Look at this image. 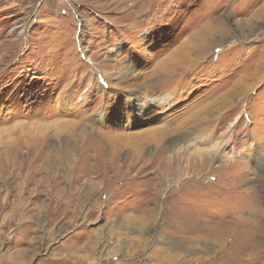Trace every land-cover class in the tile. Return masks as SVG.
Segmentation results:
<instances>
[{"label": "rangeland", "instance_id": "374dc122", "mask_svg": "<svg viewBox=\"0 0 264 264\" xmlns=\"http://www.w3.org/2000/svg\"><path fill=\"white\" fill-rule=\"evenodd\" d=\"M262 164L264 0H0V264H264Z\"/></svg>", "mask_w": 264, "mask_h": 264}, {"label": "bare ground", "instance_id": "6f19581e", "mask_svg": "<svg viewBox=\"0 0 264 264\" xmlns=\"http://www.w3.org/2000/svg\"><path fill=\"white\" fill-rule=\"evenodd\" d=\"M208 50V48H207V45H206V47H202V48H200V50L197 52V53H195L196 54V56H197V58L198 59H202L205 55H206V51ZM187 59V58H186ZM185 60V59H184ZM183 60V61H184ZM182 61V62H183ZM190 63H192V61L191 62H188L186 65H188V64H190ZM195 64V63H194ZM183 65V64H182ZM189 66V65H188ZM189 67H191V66H189ZM185 69H186V67H185ZM183 71V70H182ZM180 77V76H179ZM137 97H133V96H131V97H129V100L130 101H132V107H134V111L135 112H137V113H141V111H142V109H143V107H144V103L140 100V99H136ZM168 99H170V97H167V96H164V97H162V98H151L150 99V102H149V104L150 105H156V106H162V105H164L165 103H167L168 101ZM134 102V103H133ZM166 105V104H165ZM195 114H197V113H194V115L193 116H195ZM197 116H199L200 117V115H197ZM191 119H192V122L193 123H191L190 121H191ZM191 119H189V120H187V117H186V120L185 121H183V123H181V125H179V126H177L175 129H173V130H171L170 132H168V139H167V146L165 147V149L167 150V152H170L169 154H170V156L167 158L168 160L170 159H175V158H177V156L179 155V154H185V152L187 151V150H189L190 148H191V146H193L194 147V152H199L198 150H199V148H198V143L200 142V143H203V144H207L206 142V137L204 136V135H202V133H201V130H199L200 131V133L199 132H197L198 130L197 129H193L192 130V126H194L195 128H198V126L200 125L197 121V119H194V117H192ZM186 122H187V124H186ZM189 125H191V126H189ZM174 128V127H173ZM201 129V128H200ZM196 131V132H195ZM163 132V131H162ZM167 133V132H166ZM218 136V135H217ZM223 136L224 135H221L220 137H218L219 138V140H220V138L221 139H226L227 137H224L223 138ZM164 138V137H163ZM162 138V139H163ZM217 138V137H216ZM212 139V138H211ZM198 140H200V141H198ZM219 144H220V141H217L216 143H212L211 145H208L205 149H202V152L204 151L205 153H206V155L207 156H209L210 157V159H212V161H215L216 159H217V157H218V154L214 151L218 146H219ZM228 143L226 142L225 143V146L227 145ZM220 147V146H219ZM229 148V146H227V148L226 149H224V151L222 152L221 151V153H220V156L221 157H224V155L225 154H227V153H229L230 151H233L232 149L233 148H231V149H228ZM155 151V150H154ZM201 152V153H202ZM152 155H150V156H148V158H150V159H152L156 154H157V152H155V153H151ZM168 154V155H169ZM140 159V158H139ZM149 159V160H150ZM263 161V159L262 158H260V159H257L256 161L257 162H259V161ZM139 161V160H138ZM150 162V161H149ZM146 163V162H145ZM262 165H264V164H262ZM260 168V167H259ZM258 168V169H259ZM253 172H255L254 174L256 175V174H260V172L259 171H255V170H253ZM259 172V173H258ZM262 173V172H261ZM261 176H262V179H264V175H262L261 174ZM258 177V176H257ZM261 178V177H260ZM253 180V179H252ZM259 182V181H258ZM164 183V182H163ZM260 184H259V186L260 187H263L264 188V180L263 181H261V182H259ZM234 186V185H233ZM238 188V187H237ZM223 189V188H222ZM220 190V189H219ZM227 190V189H226ZM223 191V190H222ZM248 192V191H247ZM220 194V193H219ZM215 195V194H214ZM215 197V196H214ZM227 198V197H226ZM253 198V197H252ZM225 199V198H224ZM250 199V198H249ZM223 200V199H222ZM230 200H231V198H230ZM253 202H254V200H253ZM216 203H218V202H216ZM247 204V203H246ZM258 208V207H257ZM220 213H222V211H219V214ZM217 214V213H216ZM256 214V213H255ZM264 214V213H263ZM254 215V214H253ZM262 215V214H261ZM261 215H260V213L258 214V215H256L255 216V218H257V219H262L261 218ZM262 217H263V215H262ZM219 218H222L221 216L219 217ZM217 219V221L214 223V225H213V228H212V233H213V235L214 236H216V241H218L219 242V244L221 245V243L220 242H222V239L224 238L225 239V237H226V235H228V234H230V233H232L233 231H232V228H233V224L231 225V223H228V225L226 224V222H223V221H221L220 219ZM226 221V220H225ZM229 221V220H228ZM255 221H257V220H255ZM251 223V222H250ZM250 232V231H249ZM215 239V238H214ZM219 245V246H220ZM215 251H216V249H214ZM226 250H224V251H222V247L220 246V248H218V251H217V256L219 255V256H223V254H224V252H225ZM226 253V252H225ZM225 255V254H224ZM217 258H219V257H217ZM224 263V262H223Z\"/></svg>", "mask_w": 264, "mask_h": 264}]
</instances>
